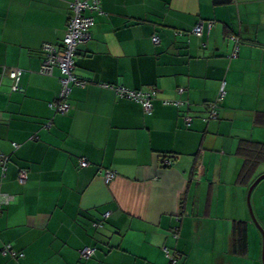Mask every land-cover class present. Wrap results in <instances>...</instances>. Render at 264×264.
<instances>
[{
	"label": "crops",
	"instance_id": "crops-1",
	"mask_svg": "<svg viewBox=\"0 0 264 264\" xmlns=\"http://www.w3.org/2000/svg\"><path fill=\"white\" fill-rule=\"evenodd\" d=\"M72 2L0 0V201L10 198L0 264H170L166 249L178 264H232L234 225L249 234L252 223L238 150L264 143V0H101L77 47L86 84L72 87L64 115L50 107L59 69L40 68L43 45L64 40ZM200 24L202 37L187 34ZM223 82L219 118L205 122ZM113 86L157 90L152 112ZM100 169L117 176L106 183ZM86 247L96 249L87 260Z\"/></svg>",
	"mask_w": 264,
	"mask_h": 264
},
{
	"label": "built area",
	"instance_id": "built-area-1",
	"mask_svg": "<svg viewBox=\"0 0 264 264\" xmlns=\"http://www.w3.org/2000/svg\"><path fill=\"white\" fill-rule=\"evenodd\" d=\"M70 8H71V16L67 23V31L64 40L60 46L51 45V44L43 45L42 50L45 54V59L40 68V74L44 76H53L55 69L56 68L59 69L61 89L56 101L51 103L50 107L56 113L64 114V115L68 114L71 109V105L69 101L72 92V86H80V87L85 86V83L78 80V78L75 75L77 47L80 44L88 41V39L90 38V31L95 24V19L92 15H88V13L100 14L101 0H74ZM210 26H212V24H210ZM192 32L196 36L201 37L203 35V24L197 25L192 30ZM153 42L154 44H158L159 38L154 37ZM237 52H238V48H236V51L233 54L234 57L237 55ZM22 74H23L22 70H15L10 72L9 76L13 82L11 88L12 92L19 91V84ZM116 93L121 97H126L129 100L139 103L146 114L152 112V108H153L152 101L157 95L156 91H150V92H145L142 90L136 91V90H128L122 87L116 88ZM220 94H221L220 95L221 98H223L225 95L224 87L222 88ZM165 104H169V103L166 102ZM212 112H213L212 117L216 118L215 108H213ZM186 122L190 125L191 119L187 118ZM165 164L169 166L172 164V161L167 160ZM80 166L82 168L87 167L88 162L86 160H82L80 162ZM115 178H116L115 172L111 170L106 171L104 175V180L106 181V183H110ZM18 180L21 185H25L27 183L28 171L26 169H21L19 171ZM9 202H10L9 197H4V202L2 203L0 201V213L2 212L3 204L8 205ZM109 216H110L109 212L105 214L106 218H109ZM6 249L7 251H11V253L13 252L11 247H7ZM166 252L170 257V260L175 264L176 260L174 255H170L167 249ZM95 253H96L95 248L86 247L81 251L80 255L82 259L87 260L92 258L95 255ZM13 255L15 254L13 253ZM23 256H24L23 254L20 255V257Z\"/></svg>",
	"mask_w": 264,
	"mask_h": 264
},
{
	"label": "trees",
	"instance_id": "trees-1",
	"mask_svg": "<svg viewBox=\"0 0 264 264\" xmlns=\"http://www.w3.org/2000/svg\"><path fill=\"white\" fill-rule=\"evenodd\" d=\"M232 1L233 0H213L214 5H216V6L228 5ZM210 24H212V23H210ZM187 34L195 35V34H193L192 31H190ZM177 35L183 36V35H185V33L180 31V32H177ZM154 37H158V36H154ZM196 37H198V36H196ZM159 41H160V39H159ZM236 48H238V46ZM82 82H84L86 84L85 81H82ZM223 87H224L225 95H224L223 98H221V96H220L221 94L220 93H221V90H222ZM116 88H119V86H117V87L113 86L112 87V89L114 90L115 93H116ZM122 88H124V87H122ZM125 89H127V88H125ZM128 90H132V89H128ZM136 91H139V90H136ZM150 91H156L157 94H158L157 90H150ZM150 91H146V92H150ZM116 96L121 98V99L129 100L126 97L119 96L117 93H116ZM225 96H226V82H223L221 87H220V90L218 92V96H217L216 100L206 104V107L209 110V116L207 118H204L205 122H211V121L218 120V118H219V105L223 101ZM156 97H157V95H156ZM155 98H154V100H155ZM129 101H132V100H129ZM153 101H152V106H153ZM133 102H135V101H133ZM167 103H169V104H166V105H172V106H177V107L181 105L180 102H176V101H167ZM213 108H215V110H216V118L212 117ZM152 110H153V108H152ZM187 118L191 119V122H190V124H191L193 122V118L189 117V115H187V116L184 117L185 121H186ZM186 124H187V126H190L187 122H186ZM238 154L241 157H243V159H244V163H243L240 175H239V182H241V183L249 182V188H250L251 185L255 182V180L259 176V175H256L255 172L258 170V168L260 167L261 164H264V143H255V142L244 141L239 147ZM82 160H86V159L85 158H80L79 159V167L81 169L88 168L90 166V163L87 160H86L88 162V166L87 167L82 168L80 166V162ZM165 166L169 167L171 165L168 166V165L165 164ZM107 170H111V169H105V170L100 169L98 172L104 176ZM111 171H113V170H111ZM113 172H115V171H113ZM116 176H117V173H116ZM248 229H249V225L247 223H244V222H238V223H236L234 225L233 234H232V250H231L234 255L240 256V255H245L246 253H248V249H249ZM174 257H175V260H176L175 264H178L177 254L174 255ZM169 261H170V264H174L171 260H169Z\"/></svg>",
	"mask_w": 264,
	"mask_h": 264
},
{
	"label": "rangeland",
	"instance_id": "rangeland-1",
	"mask_svg": "<svg viewBox=\"0 0 264 264\" xmlns=\"http://www.w3.org/2000/svg\"><path fill=\"white\" fill-rule=\"evenodd\" d=\"M264 174V165H261L257 170L256 175ZM258 176V177H259ZM249 191V189H248ZM247 191V193H248ZM248 205V204H247ZM252 206L256 219L261 227L264 229V180L256 187L252 194ZM249 217H251L248 207ZM251 230L249 233V249L245 255L234 256L232 264H263L262 250L263 237L259 228L251 223ZM220 242H218V245ZM218 245L216 247H218ZM203 248V247H202ZM207 264H218L215 255L210 256ZM169 262V261H168ZM203 264V263H202Z\"/></svg>",
	"mask_w": 264,
	"mask_h": 264
},
{
	"label": "water",
	"instance_id": "water-1",
	"mask_svg": "<svg viewBox=\"0 0 264 264\" xmlns=\"http://www.w3.org/2000/svg\"><path fill=\"white\" fill-rule=\"evenodd\" d=\"M264 180V174L259 176L255 182L251 185V187L249 188V191H248V194H247V204H248V207H249V212H250V215H251V220H252V223L254 225H256L259 230L261 231L262 233V237H263V250H262V261H263V264H264V229L261 227V225L259 224L258 220L256 219L255 217V214H254V211H253V206H252V194L255 190V188Z\"/></svg>",
	"mask_w": 264,
	"mask_h": 264
}]
</instances>
